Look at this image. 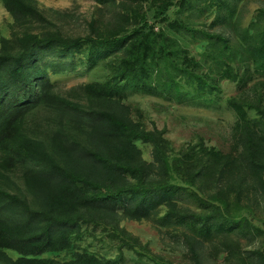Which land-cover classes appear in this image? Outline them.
<instances>
[{
    "label": "trees",
    "instance_id": "16d2710c",
    "mask_svg": "<svg viewBox=\"0 0 264 264\" xmlns=\"http://www.w3.org/2000/svg\"><path fill=\"white\" fill-rule=\"evenodd\" d=\"M240 1L97 0L115 7L105 30L94 19L85 36L68 38L55 29L23 32L0 48V185L10 184L7 174L21 170L15 192L0 188V264H117L122 259L99 258L80 247L82 227L95 230L119 216L150 219L162 209V224H183L197 237L251 230L235 210L248 186L255 198L257 193L264 198V134L252 130L246 118L251 109L264 120L263 106L227 99L241 128L234 151L223 154L201 145V166L194 170L193 148L174 155L163 132L134 121L124 103L127 89L204 102L216 78L236 80L233 65L246 57L245 64L264 73V11H257L261 20L256 14L236 33L234 6ZM1 4L16 24L51 25L31 0ZM211 15L213 24L233 28L234 44L224 32L195 29V17ZM196 33L206 43L199 57L187 43ZM48 57L59 62L46 63ZM99 62L103 81L56 91L50 75ZM142 145L151 148L150 162L142 158ZM209 174L216 177V193L200 201L202 212H178L179 178L194 184ZM193 248L189 244L195 256ZM64 253L68 258L57 260ZM257 262L264 264V252L257 253Z\"/></svg>",
    "mask_w": 264,
    "mask_h": 264
},
{
    "label": "rangeland",
    "instance_id": "374dc122",
    "mask_svg": "<svg viewBox=\"0 0 264 264\" xmlns=\"http://www.w3.org/2000/svg\"><path fill=\"white\" fill-rule=\"evenodd\" d=\"M31 1L51 25L35 20L28 21L27 24H16L0 0V48L7 43L10 46L23 32L42 33L55 29L68 38L85 36L89 34L91 20L99 21L98 28L105 30L115 15V7H103L97 0ZM116 3H119V0ZM258 10L264 11V0H242L234 6L233 23L236 21L238 26L236 33L239 28L249 26L251 18L256 14L261 20ZM100 11L102 16H99ZM169 14L171 19L175 18L172 9ZM150 22L152 20L149 19ZM193 22L195 29L209 33L224 32L233 44L236 40L237 34L233 28L224 30L219 23L213 24L212 15L210 18L195 17ZM260 26L261 21L258 24V27ZM158 27L154 24L155 30ZM202 39L201 34L196 33L194 39L187 42L191 54L197 57L206 45L201 42ZM244 60L249 59L243 58L241 63L236 61L233 65L236 80L231 82L216 78V88L204 102H175L164 97L132 94L127 89L124 103L131 108L134 121L147 130L157 129L163 132V138L169 143L174 155L186 154L193 148L192 168L198 169L202 160L199 151L201 145L214 148L223 154L234 151L237 142L235 136L241 132V128L236 127V117L227 105V99L249 101L254 103L253 106L262 105L264 108V73L257 72L253 65L247 62L245 64ZM58 62V59L53 60L51 57L46 59L49 64ZM207 64L203 62L200 71L204 72ZM102 69V62H99L86 68L81 66L74 71L50 75V78L56 85V91L63 94L81 84L103 81L106 73ZM215 72V69L211 70L212 75ZM246 113L251 129L264 134V120L251 109ZM141 150L142 158L150 162L151 148L142 145ZM20 173L19 169L7 174L10 181L7 183L10 184H1L0 188L15 192L13 185H20ZM179 179L181 182L178 183L183 188H180L175 197L176 210L181 214L202 212L200 201L207 202L214 196L216 177L209 174L205 179L198 178L194 184L185 183V176ZM244 192L245 196L240 200L241 205L235 212L249 223V232L235 229L231 232L226 230V235L215 233L208 238L197 237L196 233L190 232L183 224H162L160 216L166 211L162 209L158 217L150 219L131 220L119 216L111 222L107 221L108 225H100L95 230L91 225L83 226L82 230L86 234L79 245L99 258L122 259L117 264H258L257 253L264 252V198L259 196V193L255 198V192L249 186ZM189 244L194 246L195 256L189 253ZM8 254L13 257L12 253ZM139 254L144 256L140 258ZM67 258L68 253L57 256V260Z\"/></svg>",
    "mask_w": 264,
    "mask_h": 264
}]
</instances>
